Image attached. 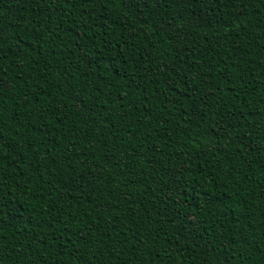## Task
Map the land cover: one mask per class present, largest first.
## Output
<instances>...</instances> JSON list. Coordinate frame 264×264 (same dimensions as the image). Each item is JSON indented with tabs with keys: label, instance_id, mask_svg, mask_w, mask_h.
Returning a JSON list of instances; mask_svg holds the SVG:
<instances>
[{
	"label": "trees",
	"instance_id": "obj_1",
	"mask_svg": "<svg viewBox=\"0 0 264 264\" xmlns=\"http://www.w3.org/2000/svg\"><path fill=\"white\" fill-rule=\"evenodd\" d=\"M0 264H264V0H0Z\"/></svg>",
	"mask_w": 264,
	"mask_h": 264
},
{
	"label": "snow or ice",
	"instance_id": "obj_2",
	"mask_svg": "<svg viewBox=\"0 0 264 264\" xmlns=\"http://www.w3.org/2000/svg\"><path fill=\"white\" fill-rule=\"evenodd\" d=\"M242 2H243V0H231V4H232L233 7H235V5L237 3H242Z\"/></svg>",
	"mask_w": 264,
	"mask_h": 264
}]
</instances>
